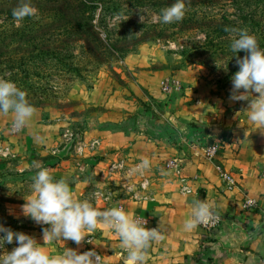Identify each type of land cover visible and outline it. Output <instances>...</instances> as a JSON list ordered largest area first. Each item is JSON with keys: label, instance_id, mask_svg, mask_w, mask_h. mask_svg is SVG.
I'll return each instance as SVG.
<instances>
[{"label": "rangeland", "instance_id": "374dc122", "mask_svg": "<svg viewBox=\"0 0 264 264\" xmlns=\"http://www.w3.org/2000/svg\"><path fill=\"white\" fill-rule=\"evenodd\" d=\"M125 1L133 0H119L122 15L104 16L111 41L102 35L105 45H117L120 51L116 56L106 54V58L99 53L98 61L86 53L85 47L89 53H97L92 43L89 46L69 41L71 45L55 42L49 46L47 30L50 23L56 22L45 17L47 0H30L39 11L19 24L5 15L21 0H0V27L32 30L19 39L7 38L5 42L15 44L9 54L15 63L13 67L2 66L0 78L9 77L15 82L27 93L36 115H43L40 120L33 116L26 127L14 130L12 115L0 113V223L33 236L50 256H61L66 249H74L76 243L52 240L44 245L42 228L47 226L26 217L22 206L30 198L37 165L49 169L58 180V169L78 166L73 158L93 128H104L114 121L119 122L113 123L115 126L127 130L135 129L134 123L143 128L153 117L157 122L163 120L159 122H163L160 128L164 131L176 130L179 125L177 129L184 135L187 124L204 119L224 129L247 151L264 153V129L249 125L247 101L230 99L232 76L239 66L221 56L198 55L196 51L205 40L196 27L209 25L210 16L222 14L220 8L184 0L183 19L164 24L161 9L175 0H145L139 8L137 0L128 5ZM55 26L61 27L59 22ZM34 31L35 39H29ZM162 33V37L157 36ZM166 87H172L170 93L164 91ZM193 105L197 108L190 113L192 119L176 117L181 124L173 119L176 111ZM15 246L5 244L0 254Z\"/></svg>", "mask_w": 264, "mask_h": 264}, {"label": "crops", "instance_id": "0c3cea01", "mask_svg": "<svg viewBox=\"0 0 264 264\" xmlns=\"http://www.w3.org/2000/svg\"><path fill=\"white\" fill-rule=\"evenodd\" d=\"M195 108L172 117L181 124L176 117L192 119ZM34 116L43 118L41 112ZM155 119L144 124L145 130L135 123V129L127 130L116 121L93 128L73 158L78 166L58 169L55 176L69 185L77 201L87 200L101 212L120 207L149 228L160 226L161 239L151 243L145 264H264V153L247 151L204 119L187 124L184 135L179 125L166 132L160 128L163 120L158 125ZM145 159L149 167L133 171ZM173 160L179 171L168 166ZM217 166L236 176L238 189L227 190ZM249 198L258 202L255 210L243 208ZM194 199L206 201L222 218L211 236L200 226L184 229ZM85 235L73 245L78 252L95 250L102 264H124L127 252L114 230L98 222Z\"/></svg>", "mask_w": 264, "mask_h": 264}, {"label": "clouds", "instance_id": "9594fccd", "mask_svg": "<svg viewBox=\"0 0 264 264\" xmlns=\"http://www.w3.org/2000/svg\"><path fill=\"white\" fill-rule=\"evenodd\" d=\"M35 12L30 0H21L13 10V16L19 24ZM184 13V0H175L171 6L161 9L160 20L164 24L174 23L182 20ZM225 31L229 34L230 50L236 53L239 66L232 76L230 99L247 101L245 111L249 125L264 129V48L247 28H226ZM240 52L245 53L242 58ZM0 113L11 114L12 127L19 130L29 124L35 109L27 99V93L15 82L0 78ZM37 167L39 170L32 178L30 198L25 199L22 209L26 217L47 226L42 228L44 245L52 240H71L79 245L86 239L85 233L94 231L98 222H102L114 230L121 247L126 250L124 264H145L151 243L161 239L160 226L149 228L120 207L101 212L87 200L77 201L64 180H56L49 169ZM148 167L149 161L145 159L133 171ZM191 206V216L184 221L185 230H193L213 219L214 213L206 201L194 199ZM12 243L16 246L10 252L0 254V264H102L101 256L95 250L81 253L68 248L61 256H50L33 236L13 231L0 223V248ZM88 243H91L90 239Z\"/></svg>", "mask_w": 264, "mask_h": 264}, {"label": "trees", "instance_id": "16d2710c", "mask_svg": "<svg viewBox=\"0 0 264 264\" xmlns=\"http://www.w3.org/2000/svg\"><path fill=\"white\" fill-rule=\"evenodd\" d=\"M133 1H125L124 5H128ZM143 1L146 2L145 0H137L135 2L137 5L139 4L137 6L138 8L144 6L140 4ZM192 1H201L203 5L209 4L214 7H219L222 12V14L217 12V15L210 16L209 25L203 24L201 27H196L205 37L202 45L196 49L198 55H218L221 56L222 59L232 60L234 65L238 66L235 58L236 53L230 50V39L228 32L225 31L226 28H247L250 34L257 38L259 46L264 48V0ZM122 8L123 4H121L119 0H47V15L45 17L49 19L48 21L56 22L49 24L50 26L47 30V43L50 44V47L55 42L71 45L68 42L72 41L74 43L89 44V46L90 43H92L95 45L97 53H89L86 47L85 50L88 55L96 60L99 59V55L101 58H106V54L108 56H114L118 54L120 49H117V45L112 46L104 44L102 38L103 34H105L109 41H111L112 38L111 32L107 31V23L105 22L104 16L106 14L115 16V13L122 15ZM13 10L8 11L5 16L7 18H14ZM36 10L39 11L38 8ZM99 10L101 13L97 14ZM218 16L221 17L219 20H217ZM57 22H59L61 27L55 26ZM103 22L106 24L105 26ZM31 32L32 30L30 29L22 31L20 28L15 27L10 29L0 27V68L2 66L13 67V63H15L14 58L9 55L13 52L11 48H14L15 44L11 45L5 42L7 38L19 39L21 34L28 36ZM157 36L162 37L163 33ZM34 37H36V31H34L29 39H33ZM123 37L125 36L123 35ZM61 38H64V41H55ZM52 53L54 54L56 51L53 50ZM244 55V52L239 53L240 58ZM25 63L27 64L28 60H25ZM234 70L237 71L236 68ZM9 75L15 76L13 73ZM8 79L10 78L8 77ZM194 130L199 131L204 137L205 134L203 131L197 127H192V131Z\"/></svg>", "mask_w": 264, "mask_h": 264}, {"label": "built area", "instance_id": "2783aa9c", "mask_svg": "<svg viewBox=\"0 0 264 264\" xmlns=\"http://www.w3.org/2000/svg\"><path fill=\"white\" fill-rule=\"evenodd\" d=\"M171 90H172V87L170 88L166 87L164 89V91L168 93H170ZM168 166L170 168H174L176 171H179V169L181 168L179 163L174 160L169 161ZM216 169L220 175L221 180L223 181V183H225L228 191L231 192V191H235L236 189H238L239 182L233 173L228 172L219 166H217ZM257 207H258V202L255 199H251V198L246 199L243 204V208L245 210H255ZM213 213H214L213 219H210L207 223H201L198 225L205 231L207 236H211L216 230H218L222 223V218L219 215V213L216 211H213Z\"/></svg>", "mask_w": 264, "mask_h": 264}]
</instances>
